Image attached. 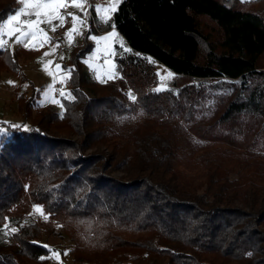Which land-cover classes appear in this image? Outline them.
<instances>
[{"label":"trees","instance_id":"trees-1","mask_svg":"<svg viewBox=\"0 0 264 264\" xmlns=\"http://www.w3.org/2000/svg\"><path fill=\"white\" fill-rule=\"evenodd\" d=\"M19 7L0 0V20ZM115 25L119 79L92 80L76 49L64 111L0 139V233L17 229L0 264H50L58 227L75 264H264V0H123ZM18 50L0 74H21ZM149 57L185 85L155 91ZM19 104L31 117L35 99ZM182 154L201 177L179 178ZM37 206L47 219L27 222Z\"/></svg>","mask_w":264,"mask_h":264},{"label":"rangeland","instance_id":"rangeland-1","mask_svg":"<svg viewBox=\"0 0 264 264\" xmlns=\"http://www.w3.org/2000/svg\"><path fill=\"white\" fill-rule=\"evenodd\" d=\"M241 1L250 2L254 0ZM110 4L111 0H87L85 10L88 11V13H92V17L88 20V27L83 29V35H81L82 38L78 41L77 45H75L76 36H74L71 43H69L66 38L67 31L72 27L71 16L67 17L65 26L57 28L56 31H52L46 24L41 25V27L45 29L47 36L51 38V40L44 43L43 46H39L38 42H33L38 44L36 48H33L31 44H29L28 48H25L23 44L16 43L15 37H5L8 43L6 47L0 48V50H10L11 53H15L18 49V51L24 53L33 52L31 54L32 57H30L26 62H23V70L20 75H14L8 72L0 74V127L8 128L7 136L11 133L9 125L26 126L29 129L31 121L37 116L38 112L42 108L51 107L58 112L64 111L62 100L73 99L74 96L67 83L70 76L68 79L63 80V82L61 81V77L67 75L66 70L69 68L64 67V65L70 61L72 53L76 49L82 50L87 47L89 48V51L86 53L82 62L84 63L92 80L100 83H106L120 78L117 59L125 58L131 53V49L127 45L125 39L115 28L117 37L113 38L114 41L122 42L124 49H130V51L121 50L120 44L114 43L113 51L115 54L108 55L103 51L102 43L98 45L96 41L89 38L90 35H95L97 37L106 36L113 31L111 25L115 24L116 13L112 14L113 18L111 21L105 23L95 11L97 6L104 8L109 7ZM20 7H22V5H20ZM65 11L82 16L80 10L71 6H69L66 10L62 9V14H64ZM27 18L28 17H23L22 19ZM32 18L34 19L35 17ZM53 23L58 24L59 22L54 21ZM56 45L59 46L56 47ZM53 48H55V51H53ZM97 48H100L101 50L97 51ZM45 53H48V55L46 56ZM107 60H111L115 67L110 69L109 64L106 63ZM49 61H51V63H48ZM148 61L156 65L159 83L155 88V91L159 88V92L172 90L177 93L180 87L184 86V83L187 82L185 80L176 79V75L173 72L154 61L151 57L148 58ZM45 65H47V68H45ZM57 65L60 66L59 69L56 67ZM110 71L115 73V75L111 78H109ZM169 73H171V75H169ZM191 83L205 87L211 86L209 88L211 93L216 90L212 85L220 84L219 81H204L197 79L191 81ZM56 85L61 86V89L58 92L55 88ZM223 89L224 88H221V90ZM61 92H63V95H61ZM21 94L26 95L27 98L33 97L36 101L35 106L30 108L31 117L26 116L25 112H22L21 110V105L19 104ZM53 100L59 101V103H53ZM2 138L3 137H0V139ZM187 149L191 150L190 147H187ZM226 149H228L227 153L233 157H235V153H240L235 151V149ZM256 154H264V152H257ZM176 172L182 181H188L202 176V172L199 169L194 168L187 163L184 154L180 155V159L176 164ZM116 176H120V174H116ZM45 216L46 215L41 216L40 213H37L34 209L27 222L37 220L38 218ZM13 228H16L15 224L8 223V225L0 233V242L8 240L11 234V229ZM40 244L47 245L48 249L51 250L50 264H75L69 254L73 244L69 238L64 236L60 227L57 228L54 235L46 236L44 241L40 242ZM54 253L60 254L59 259H56Z\"/></svg>","mask_w":264,"mask_h":264},{"label":"snow or ice","instance_id":"snow-or-ice-1","mask_svg":"<svg viewBox=\"0 0 264 264\" xmlns=\"http://www.w3.org/2000/svg\"><path fill=\"white\" fill-rule=\"evenodd\" d=\"M19 4L22 7H19L14 14H9L6 19L0 20V48L6 47L8 41L5 37H15L16 43L23 44L25 48L29 47V44L33 48L39 46H43L44 43H47L51 40L50 37L47 36L45 29L41 27V25H48L52 31H56L57 28H62L65 26L67 22V17L71 16V24L72 27L67 31L66 38L69 43L72 42L74 36L83 35V29L88 27V11L85 10V6L87 5V0H18ZM123 0H111V4L109 7L101 8L97 6L95 11L99 14L100 18L104 20L105 23L111 21L114 13L117 12L118 7L122 4ZM69 6L74 7L75 9L80 10L81 15H76L74 13H68L65 11L62 14L61 10H66ZM23 17H28L27 19H22ZM32 17H35L34 19ZM54 21H58V24H54ZM111 27L113 31H111L106 36L97 37L95 35H90V39L96 41V43L103 44V51L108 55H114L113 44L119 43L121 50L130 51V49H124V45L122 42L114 41V37H117V32L115 30L116 25L112 24ZM33 42H38L33 43ZM59 45H56L58 47ZM100 48H97V51H100ZM55 51V48H53ZM47 56L48 53H45ZM48 63H51L49 61ZM106 63L109 64L110 69L114 68L115 65L111 60H107ZM58 69L59 65L56 66ZM47 68V65H45ZM67 75L61 77V81L68 79L71 75L72 69H67ZM51 74V73H50ZM115 73L109 72V78L114 76ZM171 75V73H169ZM103 82V81H101ZM157 92L160 89H156ZM63 95V92H61ZM130 99L132 101L136 100V97L129 93ZM53 103H59V101L53 100ZM9 128L21 129L24 131H28L29 129L26 126L20 125H9ZM8 135V128L0 127V137H6ZM37 213H40L41 216H44L43 210L41 207L37 206L35 208ZM47 219V217H44ZM17 231L16 228L11 229L12 233ZM45 249L48 248L47 245H42ZM56 259H59L60 254L54 253ZM250 255V253H249ZM41 260L44 259L43 256L39 257Z\"/></svg>","mask_w":264,"mask_h":264},{"label":"built area","instance_id":"built-area-1","mask_svg":"<svg viewBox=\"0 0 264 264\" xmlns=\"http://www.w3.org/2000/svg\"><path fill=\"white\" fill-rule=\"evenodd\" d=\"M92 17V13H89L88 20ZM82 38V36H76L75 45L78 44V41ZM56 91L58 92L61 89L60 85H56Z\"/></svg>","mask_w":264,"mask_h":264}]
</instances>
